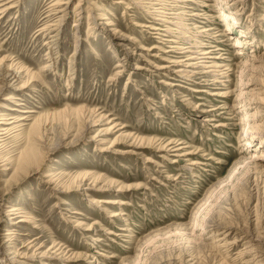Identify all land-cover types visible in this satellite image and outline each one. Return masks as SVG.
<instances>
[{
  "label": "rangeland",
  "instance_id": "1",
  "mask_svg": "<svg viewBox=\"0 0 264 264\" xmlns=\"http://www.w3.org/2000/svg\"><path fill=\"white\" fill-rule=\"evenodd\" d=\"M54 1L0 0V264H264V0Z\"/></svg>",
  "mask_w": 264,
  "mask_h": 264
},
{
  "label": "bare ground",
  "instance_id": "2",
  "mask_svg": "<svg viewBox=\"0 0 264 264\" xmlns=\"http://www.w3.org/2000/svg\"><path fill=\"white\" fill-rule=\"evenodd\" d=\"M179 2L180 1H183V0H178ZM177 0H150V1H147L148 3L150 2V10H148L149 12H150V14H151V16L155 19V20H160L161 22H166V23H172V21H171V19L172 18H176V15H180V13H177L176 11H175V9L173 8V6H172V4H175L176 2H178ZM187 1H192V0H187ZM234 1H237V2H235V4L234 5H237V4H239L240 3V1L241 0H234ZM5 2V3H4ZM20 2V0H1V4L3 5V7H4V9H3V11H1V12H6V11H8L9 9H13V8H16L19 4ZM120 3H122V4H124L125 3V1H123V0H121V1H119ZM66 3H68V2H65L64 0H55L54 2H53V4H51L50 6L52 7L53 6V9H49L48 11L50 12H52L54 9H55V7L57 6V5H61V4H66ZM0 4V5H1ZM147 6H149V5H147ZM1 7V6H0ZM127 8H129V6L127 7ZM148 8V7H147ZM57 9V8H56ZM47 11V12H48ZM65 12L66 10H59V12ZM56 12L54 11V13L53 14H55ZM65 14V13H64ZM2 16V15H1ZM63 16H65V15H62V17ZM47 22V21H46ZM62 22V21H61ZM153 22V21H152ZM156 24V23H155ZM49 25H54V24H49ZM107 25L108 26H110V25H112V22L109 20L108 22H107ZM161 25H163V24H161ZM147 27H151L152 28V26H147ZM47 28V27H46ZM209 28V27H208ZM152 29H155V30H162V27L160 28V27H158V28H152ZM211 29V28H210ZM210 29H206V30H210ZM206 30H203L202 32H205ZM214 30V29H213ZM213 32V31H212ZM211 32V33H212ZM200 33H201V31H200ZM207 35V34H206ZM210 35V34H209ZM202 37H203V35H202ZM205 37V36H204ZM55 41V40H54ZM169 41H171L172 43L174 42V43H178V40L177 39H175V38H173V39H170ZM215 41V40H214ZM216 42V41H215ZM181 43V42H180ZM211 44V43H210ZM193 46V45H192ZM197 46V45H196ZM173 47H176V46H174L173 45ZM197 47H199V46H197ZM202 47V46H201ZM200 47V48H201ZM204 47V46H203ZM212 48V47H211ZM180 49H183V48H180ZM174 50V49H173ZM219 50V49H218ZM218 50H216V51H218ZM213 51H214V49L213 50H208V49H201L200 51H196V52H193L192 53V55H190V57L188 58V60H189V62H187V64H183L185 67H197V66H199V64L200 63H203L204 62V60H206L207 58H212L211 56V54H214L213 53ZM190 52V51H189ZM195 54V55H194ZM185 56H187V55H185ZM184 56V57H185ZM187 60V59H186ZM191 60H194L193 62L191 61ZM196 60V61H195ZM176 64L178 63L179 64V62H175ZM120 65V64H119ZM212 65V64H211ZM211 65H209V67H211ZM165 67H167V66H164V67H162V69H164ZM179 72H185V71H187V70H185V69H179L178 70ZM71 77H73V75H71V76H69V78H71ZM24 86V85H23ZM194 90V89H193ZM195 92H197V93H211V92H209V90L208 89H206V88H201V87H198V88H195V90H194ZM13 99V96L12 95H9V96H7V97H5V100H7V101H11ZM2 105V104H1ZM4 106V105H3ZM12 110H18L19 111V109H17V108H14V107H12L11 108ZM29 112H31V110H25L24 111V113H29ZM28 117V116H27ZM27 117H22V118H18V117H8L6 114H0V146L1 145H3L6 141H7V136L11 133V131L14 129L13 127L14 126H16V122H18L19 120H22V119H27ZM103 116H100V119L102 118ZM211 120H214L213 118H211V117H207V118H205V120L204 121H206V122H208V121H211ZM116 125V124H115ZM19 127V126H18ZM115 126L114 125H112L111 127H109L107 130H110V129H112V128H114ZM244 131H246V133H249L250 134V132H253V133H255V134H257V135H259V137H260V135L261 136H264V128L262 127V126H260V125H255V124H253V123H251V122H248L247 123V128H245V130ZM243 131V132H244ZM176 141V140H175ZM177 141H179V140H177ZM248 141H250V139L248 138ZM162 145H163V143H162ZM162 145H161V147H162ZM248 145H249V142H248ZM165 146H163V148H164ZM2 148V147H1ZM246 149V148H245ZM32 152V151H31ZM30 156V155H29ZM31 156H33V154L31 153ZM34 157V156H33ZM31 158V157H30ZM104 200H101V202H103ZM15 210H17L18 211V209H13V211H15ZM20 210V209H19ZM21 212V211H20ZM13 214H15V213H13ZM17 217H22V214L20 215L19 214V216H17Z\"/></svg>",
  "mask_w": 264,
  "mask_h": 264
}]
</instances>
